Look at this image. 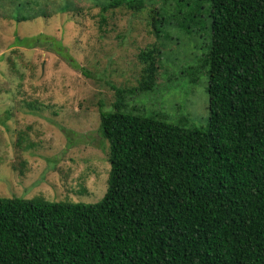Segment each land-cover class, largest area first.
<instances>
[{
	"label": "trees",
	"instance_id": "obj_1",
	"mask_svg": "<svg viewBox=\"0 0 264 264\" xmlns=\"http://www.w3.org/2000/svg\"><path fill=\"white\" fill-rule=\"evenodd\" d=\"M203 1L212 40L188 75L208 77V126L129 108L157 83L160 50L141 51L138 83L100 109L107 191L0 197V264H264V0Z\"/></svg>",
	"mask_w": 264,
	"mask_h": 264
},
{
	"label": "rangeland",
	"instance_id": "obj_2",
	"mask_svg": "<svg viewBox=\"0 0 264 264\" xmlns=\"http://www.w3.org/2000/svg\"><path fill=\"white\" fill-rule=\"evenodd\" d=\"M178 1L0 0V197H103L100 109L114 108L113 86L138 83L148 48L160 50L157 83L129 108L208 126V77L188 71L212 40L210 1L185 0L182 15Z\"/></svg>",
	"mask_w": 264,
	"mask_h": 264
}]
</instances>
